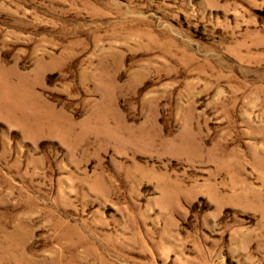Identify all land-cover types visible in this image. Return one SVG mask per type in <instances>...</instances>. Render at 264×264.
<instances>
[{"label":"rangeland","instance_id":"obj_1","mask_svg":"<svg viewBox=\"0 0 264 264\" xmlns=\"http://www.w3.org/2000/svg\"><path fill=\"white\" fill-rule=\"evenodd\" d=\"M0 264H264V0H0Z\"/></svg>","mask_w":264,"mask_h":264}]
</instances>
